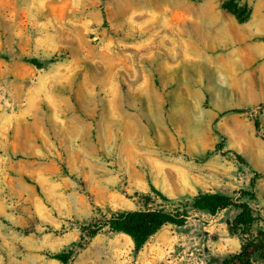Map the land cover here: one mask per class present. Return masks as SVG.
<instances>
[{"label":"rangeland","instance_id":"374dc122","mask_svg":"<svg viewBox=\"0 0 264 264\" xmlns=\"http://www.w3.org/2000/svg\"><path fill=\"white\" fill-rule=\"evenodd\" d=\"M238 2L245 22L222 0H0V264H64L53 255L71 247L68 264H223L240 250L236 208L193 210L141 250L107 229L82 239L92 219L144 208L151 185L180 201L257 177L264 229V104L221 114L219 67L262 61L237 50L264 45V0Z\"/></svg>","mask_w":264,"mask_h":264},{"label":"trees","instance_id":"16d2710c","mask_svg":"<svg viewBox=\"0 0 264 264\" xmlns=\"http://www.w3.org/2000/svg\"><path fill=\"white\" fill-rule=\"evenodd\" d=\"M222 7L232 12L239 22H245L251 15L248 5H241L238 0H222ZM26 61L37 67L44 65L36 57L26 58ZM247 110L234 108L221 114L242 113ZM216 122L217 119L214 123L216 124ZM256 127L259 128L258 121H256ZM216 132L219 133L217 130ZM222 138L225 139L224 136ZM221 145L223 147L224 143L222 142ZM236 156L246 162L238 152H236ZM256 182L257 177L252 178L250 188L241 189L238 196L223 192H199L180 201L169 198L151 185L154 195L147 193L141 196L144 208L110 210L108 213L102 214L101 217L94 218L81 226L82 239L85 237L92 239L107 229L112 233L127 234L131 237L135 249L141 250L163 226L167 224L185 225L193 210L216 215L222 210L236 208L238 212L233 219L231 229L233 234L241 238L242 245L238 252L225 256L223 264H258V262H264V229L259 227L262 217L251 204V201L257 198ZM156 198L161 199L163 203L151 206V203L156 202ZM74 245L83 247L81 242L74 243ZM75 251V248L71 247L54 254L53 257L68 264Z\"/></svg>","mask_w":264,"mask_h":264},{"label":"crops","instance_id":"0c3cea01","mask_svg":"<svg viewBox=\"0 0 264 264\" xmlns=\"http://www.w3.org/2000/svg\"><path fill=\"white\" fill-rule=\"evenodd\" d=\"M242 46V47H241ZM237 51L241 54L245 51L246 56L255 62V59L260 57L262 61L256 65L238 69L237 60L232 61L231 69L227 62L224 65V72L219 67V72L224 74V83L227 89L232 92V100L228 102L231 109L234 108H251L260 104H264V45L245 43L241 45ZM235 56L236 53H230ZM244 61V55L239 56ZM222 62V58L215 60V65ZM222 65V64H221ZM231 70L230 74L228 73Z\"/></svg>","mask_w":264,"mask_h":264}]
</instances>
